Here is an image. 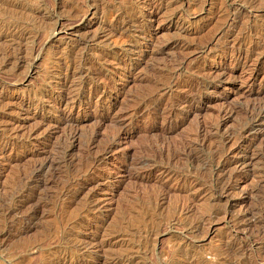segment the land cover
I'll return each mask as SVG.
<instances>
[{
	"label": "rangeland",
	"instance_id": "rangeland-1",
	"mask_svg": "<svg viewBox=\"0 0 264 264\" xmlns=\"http://www.w3.org/2000/svg\"><path fill=\"white\" fill-rule=\"evenodd\" d=\"M262 105L264 0H0V264H264Z\"/></svg>",
	"mask_w": 264,
	"mask_h": 264
},
{
	"label": "bare ground",
	"instance_id": "bare-ground-1",
	"mask_svg": "<svg viewBox=\"0 0 264 264\" xmlns=\"http://www.w3.org/2000/svg\"><path fill=\"white\" fill-rule=\"evenodd\" d=\"M3 2V1H2ZM15 28V27H14ZM264 107V105H262ZM259 109V108H258ZM264 110V109H263Z\"/></svg>",
	"mask_w": 264,
	"mask_h": 264
}]
</instances>
